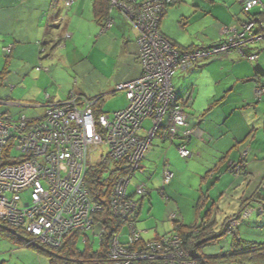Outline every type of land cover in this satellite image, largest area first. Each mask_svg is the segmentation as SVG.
<instances>
[{
    "label": "crops",
    "instance_id": "1",
    "mask_svg": "<svg viewBox=\"0 0 264 264\" xmlns=\"http://www.w3.org/2000/svg\"><path fill=\"white\" fill-rule=\"evenodd\" d=\"M66 1L0 0V95L16 99L0 98L6 102L0 106L2 112L18 115L16 109L9 108L23 107L38 111L35 118L42 117L48 102H61L76 93L101 98L99 107L104 98L121 93L115 91L117 85L142 75L138 33L120 9L111 11L113 24L105 32L102 9L106 1L76 0L70 9ZM241 13L244 14L241 0H175L165 11L160 32L181 51L209 49L225 40L224 27L246 20ZM62 18L64 21L56 24ZM67 33L72 35L70 39H66ZM10 46L11 53H5ZM245 54L257 55V60L233 52L176 71L173 86L180 99L187 100L189 126L196 129L187 143L193 156L182 159L174 145L157 137L137 172L147 175L151 191L148 199L135 198L136 226L145 219L142 215L146 207V216H155L159 224L170 221L174 213L187 227L207 225L215 236H220L203 249L210 258L223 257L233 250V243L222 239L226 235L246 241L241 223L233 234H226V227L243 206L259 204L256 199L264 182V96L258 99L255 92L258 86L264 87V49L250 45ZM83 72L96 77L104 72L108 83L94 91L75 85V76ZM4 76L13 81L5 85L1 82ZM246 150L245 171L235 177L230 174L229 163L240 161ZM164 165L172 170L174 179L161 188ZM161 190L166 202L155 195ZM152 201L165 208L164 219L154 214ZM251 217L248 226L264 227L263 215ZM153 227L152 240L178 233L174 222L165 233L158 225ZM5 235L18 246L47 258L39 250ZM19 251H23L20 255L27 254L25 249ZM38 260L43 264L41 258ZM220 264L235 263L222 260Z\"/></svg>",
    "mask_w": 264,
    "mask_h": 264
},
{
    "label": "built area",
    "instance_id": "2",
    "mask_svg": "<svg viewBox=\"0 0 264 264\" xmlns=\"http://www.w3.org/2000/svg\"><path fill=\"white\" fill-rule=\"evenodd\" d=\"M75 1L68 0L66 8L70 9ZM108 1L109 12L120 9L138 33L142 75L115 89L125 93L128 105L112 114L98 113L101 98L71 94L64 101L48 102L45 114L38 118L30 119L25 115L14 118L11 113L0 110V162L6 156L9 162L0 168V221L21 230L26 235L25 246L53 251L61 249L66 239L76 232L103 237L104 228L99 234L93 232L95 217L103 211V206L92 201L87 178L88 171L95 166V153L99 147L106 146L101 165L119 164L117 171L123 173L117 176L111 192L110 210L128 230L127 235L119 233L112 238L111 259L115 264L156 261L198 264L197 259L189 256L177 234L146 242L142 240V232L137 229L133 217L138 207L135 198L143 199L150 191L147 184H138L134 196H130L129 185L141 169L155 138L177 145L175 141L179 138L189 141L196 132L189 126L187 100H181L173 86L176 71L233 52L256 61L257 55L247 56L245 50L264 40V2L241 0L244 13L250 15L257 11L261 15L249 17L242 24L224 27L225 40L216 46L185 52L177 49L160 32L161 20L174 0ZM63 21L64 18L58 19L56 24ZM112 24L108 20L102 31H107ZM11 50V46L4 49L7 54ZM255 92L261 99L264 87L258 86ZM5 104L0 100V106ZM176 149L182 159L193 156L186 144H178ZM247 155L246 150L240 161L230 165V171L236 177L243 175ZM164 166L163 186H167L174 179V173ZM260 196L261 208L247 205L228 222V234H233L257 209L259 215L264 213V182ZM171 220L179 221L174 213Z\"/></svg>",
    "mask_w": 264,
    "mask_h": 264
},
{
    "label": "trees",
    "instance_id": "3",
    "mask_svg": "<svg viewBox=\"0 0 264 264\" xmlns=\"http://www.w3.org/2000/svg\"><path fill=\"white\" fill-rule=\"evenodd\" d=\"M103 1H106V5H104L102 9L104 11L103 14H105L103 15V20L104 22H107L108 20L112 21L110 17L111 12H109V1ZM245 15L247 18H249L256 17L261 14L255 11L250 13L251 16L246 13ZM9 60L10 59H7L8 62ZM259 70L260 69L257 68V71ZM5 78L6 76L1 79V82L4 83ZM101 100L102 99H100V101ZM97 111L98 113H106L103 112L99 107ZM178 141H180L179 144L187 145L188 143V140L185 141L181 140L180 138ZM174 146L176 148L177 145ZM7 157L8 156L4 158L5 160L0 162V168L1 166L9 163L7 161ZM118 167L119 164H113V175L111 173L107 181H104L102 178L103 170L98 171L94 166L88 171L87 188L89 190L91 199L93 202L103 206V211L98 213L95 217V226L99 225L101 228L105 229V234L103 237L99 238L100 248L98 250L93 248L89 234L81 232H76L66 239L63 247L56 251L39 246L29 247L37 249L41 253L45 254L50 264H115V262L110 257L111 240L115 235L123 233V230L125 229L124 227H126L123 221L113 217L109 205V198L115 185L116 178L118 175L123 174L122 171H117ZM114 170H116V172ZM111 175L112 177H110ZM256 201L259 203L262 202L261 196H258ZM175 224L176 231L178 232L177 235L182 238L187 253L191 258L197 259L198 264H220L222 260L235 264H264V244L248 241L246 242L237 239L236 243L233 244V250L227 251L230 252L229 254H226L223 257L210 258L203 253V249L206 246L217 242L220 236H215V234L211 231V228L207 225L187 227L179 221H176ZM0 232L10 235V237L22 242L23 246H25L26 235L24 233L23 235L21 230H17L9 226L7 223L0 221ZM143 241L146 242L145 240ZM80 243L85 244V247L81 248ZM151 264H162V262L156 261L151 262Z\"/></svg>",
    "mask_w": 264,
    "mask_h": 264
},
{
    "label": "rangeland",
    "instance_id": "4",
    "mask_svg": "<svg viewBox=\"0 0 264 264\" xmlns=\"http://www.w3.org/2000/svg\"><path fill=\"white\" fill-rule=\"evenodd\" d=\"M240 15H241L242 18H246L247 19V16L245 14L241 13ZM67 34H69L70 37L66 38V39H70L72 35L70 33H67ZM255 46L260 48V49H262V48L264 49V40L260 41V42H257V44H255ZM254 63H256V62H254ZM1 67H2V65L0 64V69H1ZM75 78H76V84L75 85L82 86V87L87 88V89H91L92 91L96 90L103 83H106V84L108 83V81L106 80V76L104 75V72L99 73L98 77H96L92 73L83 72L79 76L76 75ZM10 81H13V80L6 79L4 84L7 85V84H9ZM78 82L80 84H78ZM0 92H1V90H0ZM3 95H5V94H1L0 98L9 99V100H12V99L16 100L14 97H11L9 95H5V96H3ZM124 95H125V93L121 92V93H118L115 96L106 97V98H104V102H102L99 105V107L101 108V110L103 112H106V113H114V112L123 110L128 105L127 102H126L127 99L125 100L126 96L124 97ZM4 108H6V107H4ZM12 109H16L15 112H17V113H15V114H18V115H14L13 114L14 116L13 115L12 116L14 118H17L18 116H21L19 114L26 115V117H28V118H35L36 114L38 113V111H36L34 109H30V108H23V107H21V108H9V110H12ZM145 127H147V128L149 127V123L148 122L145 123ZM106 151H107V147L106 146H101V147H99L98 151L95 153V155L93 157V164L95 165L97 170L98 171H102L103 170L102 178L104 179V181H107L109 179V175H110L109 171L112 170V168H113V163H109V165H105V166L101 165L102 163H100L101 156L104 155ZM177 152H178V150H177ZM229 165H231V162L229 163ZM230 174L235 176L233 173H230ZM138 184H147V188L149 189V191H151L150 187L148 186V184H150V181L148 180L147 175L144 174V173H140L139 172L137 174V176L133 177V179H132V181H131V183L129 185L128 193L130 195L134 193L135 187ZM162 185H163V178H162L161 188H163ZM155 195H156L157 198H159L160 201H163V202L165 201L162 198V196H163L162 190L160 191V193L156 192ZM137 198H138L139 201L142 200V198L140 196L137 197ZM144 198L148 199L149 196H146ZM156 203H157L156 201H152L151 202V204H153V205H155ZM147 205H149V203H147ZM252 205L255 208H258V209H260L261 206H262L261 204L259 205L257 203H252ZM245 207L243 206V209H245ZM146 210H147V207L145 208V210L143 212V215H142V217L145 218V219L140 220L137 223V229L142 232V236L145 239V241L152 240L155 237V233H154L155 227H153V226H157L158 225L159 226V230L161 232H163V233L169 232L171 230L172 222L175 223V221H173V220H171L169 218L170 221H166V222H164V224H159L160 220L157 221L156 220L157 218L155 216L150 217L151 214H148V217L146 216V213H147ZM152 210H151V213H152ZM257 210L255 211L254 216H258L259 215ZM156 213L159 214L161 217H163V219L166 216L165 208L162 207V206H160V208H159L158 204L155 205V207H154V214H156ZM262 215L264 216V213L261 214V216ZM236 216L237 215H235L232 219H234ZM232 219H230V220H232ZM251 219H252V217L249 218V219L243 220L241 222L242 229L244 230V237H242V238L244 240L248 241V242L256 243L254 240H257L258 244L259 243H264V227H262V226H259V227L258 226H254V224L252 226H248V222L247 221L251 220ZM101 230H102L101 226L97 225V226L94 227L93 232H95L96 234H99V233H101ZM243 230H242V232H243ZM123 233L125 235L128 234L127 227H125V229L123 230ZM89 236L91 238V243L93 245V248L95 250H98L100 248L99 238L96 237V236H93V235H89ZM223 238H224V240L227 238L229 240L230 244L231 243H233V244L236 243V240L238 239V238L236 239V237H234L233 235L232 236L231 235H226L225 237H222V239ZM84 245L85 244L80 243V247L81 248H84L85 247ZM24 249L26 250L27 254L26 255H20V253H22L23 251H19V250H24ZM40 258L42 259L43 264H48V260H47V258L45 256H41L40 254H38L37 252L31 250L30 248L18 246L17 244H15L13 242V240H11L5 234L0 232V264H39V260L38 259H40Z\"/></svg>",
    "mask_w": 264,
    "mask_h": 264
},
{
    "label": "clouds",
    "instance_id": "5",
    "mask_svg": "<svg viewBox=\"0 0 264 264\" xmlns=\"http://www.w3.org/2000/svg\"><path fill=\"white\" fill-rule=\"evenodd\" d=\"M244 14H245V13H244ZM244 22H245V21H244ZM260 203H262V202H260ZM260 203H259V204H260ZM236 230H237V229H236Z\"/></svg>",
    "mask_w": 264,
    "mask_h": 264
},
{
    "label": "bare ground",
    "instance_id": "6",
    "mask_svg": "<svg viewBox=\"0 0 264 264\" xmlns=\"http://www.w3.org/2000/svg\"><path fill=\"white\" fill-rule=\"evenodd\" d=\"M155 240V239H154Z\"/></svg>",
    "mask_w": 264,
    "mask_h": 264
}]
</instances>
